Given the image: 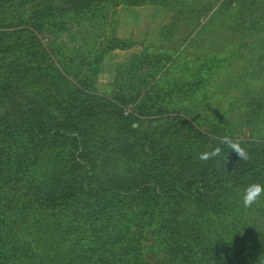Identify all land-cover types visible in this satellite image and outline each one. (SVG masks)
Segmentation results:
<instances>
[{"label":"trees","instance_id":"obj_1","mask_svg":"<svg viewBox=\"0 0 264 264\" xmlns=\"http://www.w3.org/2000/svg\"><path fill=\"white\" fill-rule=\"evenodd\" d=\"M242 1L0 0V264H259L264 204L245 210L241 195L264 184V141L235 139L252 158L225 148L226 170L201 162L228 135L184 104L207 88L203 69L156 87L198 59L185 55L196 36L180 37L206 26L191 17L236 16ZM120 6L174 19L147 45L118 36ZM135 46L101 85L107 56Z\"/></svg>","mask_w":264,"mask_h":264},{"label":"rangeland","instance_id":"obj_2","mask_svg":"<svg viewBox=\"0 0 264 264\" xmlns=\"http://www.w3.org/2000/svg\"><path fill=\"white\" fill-rule=\"evenodd\" d=\"M211 1L219 3L221 0ZM242 2L247 6L236 16L230 12L224 18L212 20L211 13H203L201 16L194 14L191 17L192 26L196 24L198 29L206 26L200 34L184 29L185 32L180 36L185 39L196 36V50L193 47L185 51L188 59H191V56L198 58V62L192 61L190 64L196 63L197 68L189 69H203L202 75L209 81L207 88L203 89L200 95L184 104L191 109L192 117L202 131H209L216 124L234 139L264 141V0ZM129 7L120 6L117 10L118 36L125 39L133 37L147 45H158L157 42L162 39V28L168 25L163 24L164 20H160V11L170 13L172 22L174 14L158 6ZM121 11L130 15L131 19L133 16L139 17L140 22L130 21L121 29ZM246 11H251L252 15L243 14ZM179 28L181 25L177 26L176 31ZM132 30L136 31L134 35ZM180 32L181 30H178L177 36ZM142 50L143 48L137 47L128 56L112 58L109 54L102 67L99 83L103 86L113 83L116 65L126 62L131 55H136ZM157 50L155 48L151 52L155 53ZM183 58L169 76L159 77L157 88H168L176 83L194 79L193 72H189L187 68L191 66L184 64ZM152 85H155V82ZM258 103H261L263 108L256 110ZM146 257L152 263L163 260L162 255L148 254Z\"/></svg>","mask_w":264,"mask_h":264},{"label":"clouds","instance_id":"obj_3","mask_svg":"<svg viewBox=\"0 0 264 264\" xmlns=\"http://www.w3.org/2000/svg\"><path fill=\"white\" fill-rule=\"evenodd\" d=\"M219 145L223 147H212L210 150L200 153L197 158L204 163L211 161L214 163L215 167L225 170L228 162V158L225 157V148L228 149L230 153H235L240 161L248 162L252 158L248 149L243 147L239 141L233 139L231 136L224 135L219 137ZM241 202L245 210H253L264 204V184L251 183L247 185L243 189ZM262 257L259 260V264H264V259H262Z\"/></svg>","mask_w":264,"mask_h":264},{"label":"crops","instance_id":"obj_4","mask_svg":"<svg viewBox=\"0 0 264 264\" xmlns=\"http://www.w3.org/2000/svg\"><path fill=\"white\" fill-rule=\"evenodd\" d=\"M129 8H131V7H129ZM126 11H127V9H125ZM127 12H129V11H127ZM161 12V19L160 20H164L163 21V24H169V23H171L172 22V16L170 15V13H167L165 10H162V11H160ZM126 16H127V18H126ZM129 16V17H128ZM119 18H120V22H121V29H122V27L123 26H126L127 24H128V22H130V21H137V22H140L139 20H140V18L139 17H135V16H133L132 17V19L130 18V15H126V12H120V14H119ZM129 18V19H128ZM139 19V20H138ZM134 30V29H133ZM131 31V33H133V35H134V33H136V31ZM137 47H141V46H135L134 48H137ZM133 48V49H134ZM142 48V47H141ZM133 49H131V50H116V51H114L113 53H111V57L110 58H112V56L113 57H120V56H123V55H125V56H128V54H131L132 53V50ZM114 60V59H113ZM117 61V60H116ZM115 61V62H116ZM109 63H110V61H109ZM104 69V68H103Z\"/></svg>","mask_w":264,"mask_h":264}]
</instances>
